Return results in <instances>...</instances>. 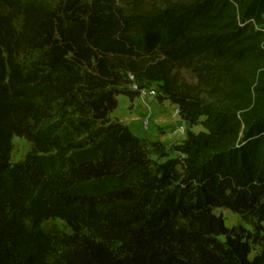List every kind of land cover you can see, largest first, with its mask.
<instances>
[{
	"label": "trees",
	"instance_id": "obj_1",
	"mask_svg": "<svg viewBox=\"0 0 264 264\" xmlns=\"http://www.w3.org/2000/svg\"><path fill=\"white\" fill-rule=\"evenodd\" d=\"M134 83L204 127L177 157ZM0 264H264V0H0Z\"/></svg>",
	"mask_w": 264,
	"mask_h": 264
},
{
	"label": "rangeland",
	"instance_id": "obj_2",
	"mask_svg": "<svg viewBox=\"0 0 264 264\" xmlns=\"http://www.w3.org/2000/svg\"><path fill=\"white\" fill-rule=\"evenodd\" d=\"M44 1L49 3L57 2V0ZM142 84L144 86L143 92L132 100L125 95H120V103L118 101V106L116 110L110 114V117L126 125L134 135L150 142H160L164 144L166 150L170 151L169 156L175 158L178 156V152L173 151V149L184 144L189 131L197 133L205 129L200 123L190 126L182 119L180 109L179 112H176L175 107H178L177 105L169 101L158 100L156 84ZM132 88L133 85L130 86L129 89L135 91ZM130 111H133V113H130ZM130 114H135V116L130 118ZM12 146V162L24 160L32 148L31 143L22 137H13ZM215 213L222 216L225 225L229 228L241 224L249 229V226L241 221L239 215L230 210L219 208L215 210ZM51 224L53 223L45 222L42 227L44 230H48ZM54 224L61 230L69 232V229L62 221L57 220ZM220 239L224 240L223 237H220ZM259 250V246L253 245L249 258H252Z\"/></svg>",
	"mask_w": 264,
	"mask_h": 264
},
{
	"label": "built area",
	"instance_id": "obj_3",
	"mask_svg": "<svg viewBox=\"0 0 264 264\" xmlns=\"http://www.w3.org/2000/svg\"><path fill=\"white\" fill-rule=\"evenodd\" d=\"M132 78V77H131ZM133 85V90H135V91H138L139 92V95H140V93H142L143 92V90H144V88H139L138 87V85H136L135 83L134 84H132ZM131 85V86H132ZM175 107V106H174ZM175 110H176V112H179V107H175Z\"/></svg>",
	"mask_w": 264,
	"mask_h": 264
},
{
	"label": "crops",
	"instance_id": "obj_4",
	"mask_svg": "<svg viewBox=\"0 0 264 264\" xmlns=\"http://www.w3.org/2000/svg\"><path fill=\"white\" fill-rule=\"evenodd\" d=\"M122 96V95H121ZM120 95L118 96V101H119V103H120V97H121ZM128 98V97H127ZM138 99V98H137ZM137 99H135V100H137ZM130 113H133V111H130ZM130 116V118L131 117H134L135 116V114H130L129 115Z\"/></svg>",
	"mask_w": 264,
	"mask_h": 264
}]
</instances>
